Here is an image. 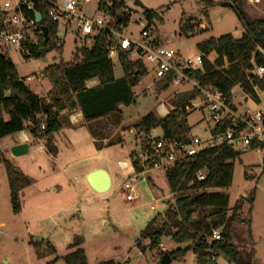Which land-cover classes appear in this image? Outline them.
Returning <instances> with one entry per match:
<instances>
[{
    "label": "rangeland",
    "instance_id": "rangeland-1",
    "mask_svg": "<svg viewBox=\"0 0 264 264\" xmlns=\"http://www.w3.org/2000/svg\"><path fill=\"white\" fill-rule=\"evenodd\" d=\"M4 1L0 0V3ZM98 1L86 3L82 0L80 8L87 15H99ZM140 1L143 7L136 6L135 0H124L132 11L125 34L133 40H140L141 32L147 26L143 16L144 8L154 10L163 19L154 20L151 26L159 32V42L165 43L184 58L195 59L201 55L198 44L209 38L225 34L238 37L244 31L241 19L232 6L234 0H215L216 4L207 9L208 15L202 0ZM243 1V14L253 19L264 17V0L257 5H252L249 0ZM187 18H191L195 28L199 29L193 35L181 36V22ZM59 36L65 42L63 52L50 51L41 58L27 57L17 47L7 48L19 76L25 79L32 91H38L43 97L53 87L45 75L47 67L56 62L71 61L76 48L90 46L93 41L91 37L77 35L75 23L67 31L64 23H61ZM215 57L213 55L211 59ZM131 58L138 59V53L133 52ZM113 62L115 75L121 77L123 70L118 58H114ZM142 62L148 68L154 66V62L145 57H142ZM139 83L135 102L121 106L124 120L120 126L109 125L105 119H100L88 126H78L72 132H62L58 137L61 148L59 161L55 162L52 155H42L39 148L40 145L44 147V144L32 145L27 154L11 155L7 146L10 139H5L3 149L6 158L33 182L22 190V211L14 214L6 168L0 162V264H47L55 257L70 253V245L77 237L84 240L82 247L90 264H160V250L168 251L178 247L169 238H163L155 250L149 248L148 240L142 241L144 249L137 247V241L146 225L155 216L164 214L169 202L175 201V196L170 191L166 173L155 171L151 174V180L141 179L136 183L139 197L134 202L126 201L121 189L127 178V170H122L118 162L130 160L135 143V133H131V130L135 129V124L144 115L156 113L162 102L173 108L174 100L193 104L199 103L201 99L192 97L193 88L190 85L160 89L147 76H142ZM146 85L152 88L149 90L145 88ZM240 91L239 87L233 90V103L239 112L245 108L257 111L264 107V91H257L259 101L250 98L247 102L239 97ZM188 112L186 119L191 126V134L206 140L210 136V129L206 128L213 126L209 112L197 108H189ZM94 137L97 141L93 140ZM103 137L105 141L101 140ZM117 138L123 141L103 145ZM70 144L74 145L72 151L68 150ZM93 165H98L112 175L109 191L99 193L90 186L85 172ZM263 168L264 151L243 152L234 161L231 185L216 191L229 195L230 214L238 200L255 192L252 209L250 203L246 202L230 228L233 243L242 252L254 248V264H264ZM192 192L189 190L187 194ZM156 204L159 206L153 209ZM223 259L220 258V261ZM195 260L196 256L188 253L185 259L174 260L171 264H196Z\"/></svg>",
    "mask_w": 264,
    "mask_h": 264
},
{
    "label": "trees",
    "instance_id": "trees-1",
    "mask_svg": "<svg viewBox=\"0 0 264 264\" xmlns=\"http://www.w3.org/2000/svg\"><path fill=\"white\" fill-rule=\"evenodd\" d=\"M57 0H28L33 10L23 7L25 13L34 16L40 12L42 21L38 31L48 29V39L44 31L38 35L36 46L31 48L27 57L41 58L40 50L63 52L64 39L59 36L60 22L52 19L53 3ZM205 9L213 7L215 0H202ZM243 0H234L233 8L237 11L244 26L243 33L236 37L225 34L218 38H209L198 44L203 55V64L197 69L187 70V74L198 81L201 87L223 92L227 103L235 110L233 90L236 87L243 93L259 101L257 91H264V73L259 76L257 67H264V17L250 18L243 14ZM100 3V6H104ZM105 10L115 16V27L127 26L131 15L125 13L124 0H112L105 5ZM119 11H123L119 14ZM208 15V12L206 13ZM144 18L149 26L154 20L162 21V17L154 10L144 8ZM5 25L0 9V30ZM195 24L191 18L181 22L179 34H191ZM77 35L80 33L77 31ZM90 46L76 48L73 59L69 62H56L47 67L45 75L52 82V89L43 97L33 92L21 78L11 60L7 47L0 43V162L6 168L10 185L12 211H22L21 192L30 186L33 180L16 168L8 160L1 148V140L28 129L34 140L45 139L48 152L57 153L53 142L54 135L63 128L72 126L70 115L80 110L86 122L105 119L107 124L120 126L124 120L121 106H129L135 102L133 89L139 84L142 76L147 74V66L141 59H132L131 51L117 47V58L123 75H115V66L109 58V48L114 45L108 31L102 30L93 36ZM159 43V42H158ZM216 55L214 59H211ZM97 83L91 87V80ZM170 82L160 86L168 89ZM200 95L199 90H192V97ZM44 103V104H42ZM174 109L165 118H159L154 112L144 115L136 124L137 130H148L160 126L165 137L170 141L183 142L191 135V126L187 122L189 102L174 100ZM228 124L219 125L218 130H225ZM121 142L120 139L112 142ZM241 151L230 146L205 148L195 156H189L175 163L166 172V177L175 201L169 202L164 214L155 216L146 225L137 241V247L144 249L143 240L149 241L151 250L158 249L163 238H169L178 247L162 251L168 253L172 260L185 259L188 253L196 256V264H220V258L228 264H254L255 252H242L232 240L230 228L234 220L242 212L243 206L249 202L251 208L255 200V192L249 197L237 201L230 214L229 195L216 192L228 188L233 179L234 161L240 157ZM203 171L205 179L199 180L197 174ZM193 192L187 194V191ZM215 229H221V239H213ZM82 237L75 238L70 245L72 251L63 257H55L47 264H90L87 253L82 247Z\"/></svg>",
    "mask_w": 264,
    "mask_h": 264
},
{
    "label": "built area",
    "instance_id": "built-area-1",
    "mask_svg": "<svg viewBox=\"0 0 264 264\" xmlns=\"http://www.w3.org/2000/svg\"><path fill=\"white\" fill-rule=\"evenodd\" d=\"M90 1L84 0L86 3ZM111 2L112 0H99L100 14L91 16L84 13L83 9L80 8L82 0H57L52 4L51 16L60 24L64 23L66 31L72 23H75L77 31L82 36L88 37L102 30L108 31L114 43L109 48V58L112 60L117 58V47L132 53L137 52L139 59L142 60V57H145L148 61L154 62V66L148 69L153 74L151 78L158 86L169 81L170 86L190 85L193 90H199L200 95L198 97L201 100L199 103L191 104V106L202 111H208L209 120L213 123L212 127L206 128V130L210 129V136L206 140L191 134L188 137L189 143L185 140L183 142L168 140L160 126L148 130H131V133H135V143L130 160L118 162L122 170L129 171L121 189L126 201L134 202L139 197L136 187L139 180L150 179L151 174L155 171L166 173L179 160L195 156L205 148L230 146L241 152L264 151V107L257 111L245 108L243 112H239L238 109H233L227 103L223 92L201 87L197 80L192 79L187 74V70L202 66L203 55H197L195 59L182 57L165 43L159 42V32L155 31L151 27L152 25L149 26L148 22L141 32L140 40L129 38L125 34L127 27L121 25L120 28H116L115 16L105 10V5H111ZM250 2L257 4L261 3L262 0H250ZM100 3L105 5L100 6ZM23 7L30 11L33 10V5L28 3V0H14V2L5 0L3 4L0 3L2 21L5 25V28L0 30V43L7 48L17 47L22 54L29 55L31 48L37 45L38 35L43 31H38V24H40L36 18L38 11H35L34 16H29ZM124 10L125 13H130L132 18V11L127 6ZM122 12L119 11V14ZM198 29L195 28L191 34L197 33ZM256 73L262 76L264 67H257ZM96 83L97 80L93 79L88 82L87 86L91 87ZM140 84L133 89L134 92ZM145 88L150 90L152 86L146 85ZM240 95L241 98L244 97L242 93ZM173 109L174 107L169 108L162 102L155 114L159 118H165ZM223 123L228 124L227 128L223 131H217L219 125ZM197 177L199 180H203L206 176L203 171H200ZM158 206L159 204H156L152 208L156 209ZM221 235V229H215L212 237L219 240ZM220 264H228V262L223 260L220 261Z\"/></svg>",
    "mask_w": 264,
    "mask_h": 264
},
{
    "label": "crops",
    "instance_id": "crops-1",
    "mask_svg": "<svg viewBox=\"0 0 264 264\" xmlns=\"http://www.w3.org/2000/svg\"><path fill=\"white\" fill-rule=\"evenodd\" d=\"M250 1V0H249ZM251 3V2H250ZM252 4V3H251ZM257 4H260V3H257ZM257 4H252V5H257ZM97 11H99V8H98V5H97ZM181 55V54H180ZM145 67H146V65H145ZM151 75H152V72L148 69V67H147V77H151ZM241 91H242V89H241ZM240 91V93H239V97L241 98L242 96L240 95L241 93L243 94V99H244V101L245 102H247L249 99H250V97H248V96H246L244 93H243V91L241 92ZM33 92H35L36 94H38V95H40V96H42L41 95V93H39L38 91H33ZM257 96H258V93H257ZM246 98H247V100H246ZM259 98V97H258ZM255 100V99H254ZM70 120H71V123H72V126L71 127H68V128H63L61 131H59L58 133H56L55 135H54V138H53V142H54V144H55V146H56V148H57V153L54 155V154H51L50 152H48V150H47V147H46V140L45 139H40V140H34L33 138H32V136H31V134H30V132H29V130L28 129H25V130H23V131H21V132H19V133H17V134H14V135H11V136H8V137H5V138H3L2 140H1V148H2V150H3V153H4V155H5V150L3 149L4 147H3V143H4V141H5V139H7V138H9L10 140H9V142H7V146H8V148L11 150V148L14 146V145H16V144H20V143H25V142H27V143H29L30 144V150H29V152L31 151V148H32V145H35V144H44V147H42V145H40V147H42V148H39V150L42 152V155H44L45 157H47L48 155H52L53 157H54V161L56 162V161H59V155L61 154V148H60V144H59V140H58V137H59V135L62 133V132H64L65 130H68L69 132H72V131H74V129L75 128H77L78 126H81V125H86V126H88V125H90V124H92L93 122H86L85 120H84V117H83V114H82V112L80 111V110H78V111H76V112H74L73 114H71L70 115ZM95 123V122H94ZM93 129L95 130V131H98V129L96 128V127H93ZM100 134H102L101 132H99ZM72 136V135H71ZM117 139H120L121 140V142L123 141L122 140V138H117ZM93 140H95V141H97V139L94 137V139ZM101 140H106V138L105 137H103ZM116 140V139H115ZM110 142V141H109ZM109 142H107V143H104L103 145H107ZM74 145L72 144H70V146H69V148H68V150L69 151H72L74 148ZM132 153V152H131ZM243 153V152H242ZM11 155H12V153H11ZM5 157H6V155H5ZM49 157V156H48ZM130 157H131V154H130ZM9 158V157H8ZM10 159V158H9ZM45 159V158H44ZM59 163V162H58ZM98 168H101V167H99L98 165H93V166H91L86 172H85V176H88V174L90 173V172H92L93 170H95V169H98ZM263 171H264V168H263ZM108 172V171H107ZM109 173V172H108ZM128 173H129V171H127V176H128ZM109 175H110V178H111V187H112V175L109 173ZM150 180H151V178H150ZM110 187V188H111ZM224 261H225V259H223ZM223 260H221V261H223ZM227 261V260H226Z\"/></svg>",
    "mask_w": 264,
    "mask_h": 264
},
{
    "label": "water",
    "instance_id": "water-1",
    "mask_svg": "<svg viewBox=\"0 0 264 264\" xmlns=\"http://www.w3.org/2000/svg\"><path fill=\"white\" fill-rule=\"evenodd\" d=\"M136 6H140L143 7V4L140 0H135L134 3ZM36 18L37 21L40 23L42 21V15L40 12L36 13ZM43 31H44V36L45 39H48V29L46 27H43ZM42 57H45L47 54V49L42 48L40 50ZM45 61H47V59L45 58ZM247 100V98H246ZM44 104V103H42ZM185 141L187 143H189L190 139L186 138ZM30 150V144L25 142V143H20V144H16L11 148V152L14 156H21L24 154H27ZM87 180L90 184V186L99 193H105L107 191H109L110 187H111V178L109 173L102 168H98L93 170L92 172H90L87 176ZM172 258L168 253H165L160 261V264H171L172 263Z\"/></svg>",
    "mask_w": 264,
    "mask_h": 264
}]
</instances>
